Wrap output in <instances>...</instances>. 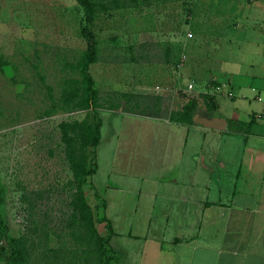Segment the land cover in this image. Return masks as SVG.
<instances>
[{
	"label": "rangeland",
	"instance_id": "rangeland-1",
	"mask_svg": "<svg viewBox=\"0 0 264 264\" xmlns=\"http://www.w3.org/2000/svg\"><path fill=\"white\" fill-rule=\"evenodd\" d=\"M85 1L92 11L88 30L96 40L90 65L96 112H90L83 92L89 41L82 4L0 0V209L10 235L28 233L41 246L63 242L71 213L73 174L62 121L94 126L102 120L97 154L87 147L93 172L83 184L86 199L120 233L133 226L140 233L149 199L143 194L146 182L168 181L166 174L159 179L158 173L139 174L148 155L155 161L153 140L146 139L167 133L143 113L167 114L178 86L192 81L209 88L225 81V73L248 70L251 40L260 35L256 29H236L226 18L243 11L241 0ZM235 86L234 98L217 97L227 116L240 98ZM193 129L197 137L211 131ZM97 226L106 233L104 223ZM142 243L131 241L135 255ZM2 244L9 251L6 241ZM0 264H7L5 258Z\"/></svg>",
	"mask_w": 264,
	"mask_h": 264
},
{
	"label": "crops",
	"instance_id": "crops-1",
	"mask_svg": "<svg viewBox=\"0 0 264 264\" xmlns=\"http://www.w3.org/2000/svg\"><path fill=\"white\" fill-rule=\"evenodd\" d=\"M241 3L243 11L226 18L236 29L260 34L251 40L249 69L225 73V81L209 88L192 81L193 89L178 86L167 114L143 113L167 133L146 139L153 140L155 161L148 155L139 174L158 173V179L166 174L168 181L146 182L143 194L149 199L140 233L133 226L122 234L113 224L119 264H264V0ZM235 84L241 94L227 116L217 97L234 98ZM203 93L213 100L211 109ZM193 97L196 108L184 119L181 112ZM193 128L211 131L197 137ZM133 240H143L136 255Z\"/></svg>",
	"mask_w": 264,
	"mask_h": 264
},
{
	"label": "trees",
	"instance_id": "trees-1",
	"mask_svg": "<svg viewBox=\"0 0 264 264\" xmlns=\"http://www.w3.org/2000/svg\"><path fill=\"white\" fill-rule=\"evenodd\" d=\"M86 13V24L83 33L89 41V46L82 60V73L85 78L83 92L89 110L96 112L94 94L96 89L90 73V65L96 50V40L88 30L91 9L85 0H78ZM206 105L211 109L214 104L211 97L201 94ZM197 99L190 98L185 104L181 116L187 119L196 108ZM114 109V108H111ZM116 110V109H114ZM101 119L94 126L84 124L82 121H62L60 123L61 136L65 145V157L72 170L73 179L71 193V213L66 223L63 242L56 246H41L35 243L28 233L18 236L9 234V226L0 209V257L5 258L7 264H119L122 253L111 244V237L115 233L112 220L106 215H100L86 199V188L83 184L93 172L88 167L87 147L92 146L94 151L101 138ZM94 189V188H93ZM95 191V196L100 199ZM2 202V189L0 187V204ZM104 223L106 233L103 235L97 224ZM6 241L9 251L2 244Z\"/></svg>",
	"mask_w": 264,
	"mask_h": 264
},
{
	"label": "built area",
	"instance_id": "built-area-1",
	"mask_svg": "<svg viewBox=\"0 0 264 264\" xmlns=\"http://www.w3.org/2000/svg\"><path fill=\"white\" fill-rule=\"evenodd\" d=\"M188 35L192 36V33L190 32ZM187 88L188 89H193V84L192 83H188ZM228 94L231 95L232 94L231 91H228Z\"/></svg>",
	"mask_w": 264,
	"mask_h": 264
}]
</instances>
